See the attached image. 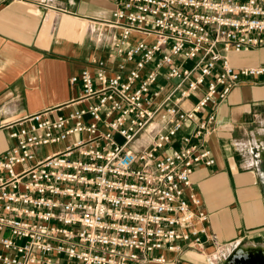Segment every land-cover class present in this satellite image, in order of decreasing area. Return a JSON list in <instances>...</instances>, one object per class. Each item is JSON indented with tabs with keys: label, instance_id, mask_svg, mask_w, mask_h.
Instances as JSON below:
<instances>
[{
	"label": "built area",
	"instance_id": "built-area-1",
	"mask_svg": "<svg viewBox=\"0 0 264 264\" xmlns=\"http://www.w3.org/2000/svg\"><path fill=\"white\" fill-rule=\"evenodd\" d=\"M108 1L95 27L112 31L110 49L71 75L80 97L9 126L0 264H182L167 253L206 247L207 214L187 189L215 163L217 105L264 77V62L234 59L264 46V0Z\"/></svg>",
	"mask_w": 264,
	"mask_h": 264
},
{
	"label": "crops",
	"instance_id": "crops-1",
	"mask_svg": "<svg viewBox=\"0 0 264 264\" xmlns=\"http://www.w3.org/2000/svg\"><path fill=\"white\" fill-rule=\"evenodd\" d=\"M113 7L108 0H0V156L13 144L10 125L44 110L65 112L80 97L70 77L94 55L107 56L112 31L95 26ZM234 59L264 62V46ZM216 113L207 138L215 163L198 165L187 189L199 199L192 208L207 214L197 222L206 247L167 254L182 264H235L238 251L264 264V77L235 85Z\"/></svg>",
	"mask_w": 264,
	"mask_h": 264
},
{
	"label": "bare ground",
	"instance_id": "bare-ground-1",
	"mask_svg": "<svg viewBox=\"0 0 264 264\" xmlns=\"http://www.w3.org/2000/svg\"><path fill=\"white\" fill-rule=\"evenodd\" d=\"M235 264H262V260L257 255L244 254L242 252H236L233 256Z\"/></svg>",
	"mask_w": 264,
	"mask_h": 264
},
{
	"label": "rangeland",
	"instance_id": "rangeland-1",
	"mask_svg": "<svg viewBox=\"0 0 264 264\" xmlns=\"http://www.w3.org/2000/svg\"><path fill=\"white\" fill-rule=\"evenodd\" d=\"M134 37H140V35H138V33H134ZM199 98V95L197 93L193 94L186 102H185V106H191V103H194L197 99ZM73 139L77 138V137H72ZM67 143L66 142H59L57 143L55 146L50 147L48 146L47 148L45 147H41L39 150H41L42 153H45V151L47 152H51L53 149L58 150L61 149L63 146H65Z\"/></svg>",
	"mask_w": 264,
	"mask_h": 264
}]
</instances>
